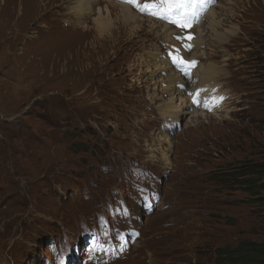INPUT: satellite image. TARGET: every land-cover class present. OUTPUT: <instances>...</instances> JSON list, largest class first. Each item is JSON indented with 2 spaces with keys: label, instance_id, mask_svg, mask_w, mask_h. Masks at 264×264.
<instances>
[{
  "label": "rangeland",
  "instance_id": "obj_1",
  "mask_svg": "<svg viewBox=\"0 0 264 264\" xmlns=\"http://www.w3.org/2000/svg\"><path fill=\"white\" fill-rule=\"evenodd\" d=\"M72 1L0 0V264H216L219 249L264 244V195L238 175L264 155V0H196L231 8L238 27L196 64L147 28L90 49L83 63L87 28ZM167 2L138 1L163 3L179 20L178 5H169L178 1ZM192 4L179 6L186 15ZM170 25L182 33L179 46L190 38ZM153 45L170 65L181 62L175 71L191 84L204 62L225 66L205 117L160 112L167 97L139 60ZM164 136L169 150L157 144ZM107 239L126 246L111 261Z\"/></svg>",
  "mask_w": 264,
  "mask_h": 264
},
{
  "label": "bare ground",
  "instance_id": "obj_2",
  "mask_svg": "<svg viewBox=\"0 0 264 264\" xmlns=\"http://www.w3.org/2000/svg\"><path fill=\"white\" fill-rule=\"evenodd\" d=\"M99 1L100 0L72 1L74 4L71 6V13H74V15L78 17L77 25L87 28V30L84 31L86 36L84 43L82 42L81 44V41L79 42L81 44L80 46H82L80 59L83 63L88 58L87 53L90 49L91 51H96L100 49V47L106 46V42H112L118 39L121 34L132 39V37H135L139 32L143 31V28H147L148 33L155 35L156 39L162 42L164 46L167 45L169 48L172 46L177 47L175 51L176 54L178 52V55L187 62H195L199 61V59L202 61L205 58H209L211 55L208 51H211L213 54L215 52L213 50L215 47L210 49L211 44L213 45V41L216 40L220 45H223L227 43L229 38L236 36L238 31V27L234 26L231 22V19L234 17L231 8L228 9V7L223 6L224 4H217L215 1H213L212 4L210 2H195L191 6V11L187 13L185 17H182L179 22L182 29L190 32V38L185 35L182 36L183 44L179 46L176 40L179 34L181 35L182 33L177 32L178 30L174 29L169 22L157 20L152 17H144L140 13L134 11L131 6L123 3L108 1V5L98 7ZM228 10L230 11L228 12ZM92 14H94L93 17H91ZM89 20L92 21L93 27L91 26V30L95 33V38L92 41L86 42L88 38L87 32L90 29V26L88 27L86 24ZM72 21L73 20H71V22ZM71 22L69 24H75ZM225 24L226 26L232 25V27L223 32V30H225ZM186 39H189V41H186ZM191 45L194 50L189 53L188 46ZM157 47L159 46L153 45L152 49H150V47L143 49V52L150 57L146 58L145 55H142L139 60L141 59L142 62L140 66L143 65L146 67V71L151 73L150 76L157 90L167 97L165 100L164 97H162V105L158 108L160 112L165 115L169 113L175 116L174 118H178L179 115L189 113L190 110L196 109L193 111L195 116L205 117L206 114L203 107L211 109L214 103L219 100V98L212 97L219 93L217 83L221 74L220 72L222 71L220 67L225 66L219 65V67L215 62L207 59L209 63H201L200 69L193 74V84H191V80H187L186 77H183L182 74L176 72L175 69L171 67L169 62L162 57ZM216 52L218 53V51ZM213 56L214 55H212V57ZM224 56V60L227 61L229 59L228 53L225 52ZM151 68H154V70H151ZM197 87H201L202 89L200 91L202 92L198 95L199 97H197V99L200 100L199 106H194L195 104H192V99L195 96L193 92L198 90ZM183 88H185V90H183ZM214 90L216 91L215 93H213ZM89 93L90 92L86 90L84 94ZM206 97L211 98L207 99ZM155 99H157L156 96ZM163 139L164 140L158 138L157 144L159 146L167 145V150L171 149V139L168 136H164ZM169 156L170 153H165V156H163L166 164L169 163Z\"/></svg>",
  "mask_w": 264,
  "mask_h": 264
},
{
  "label": "trees",
  "instance_id": "obj_3",
  "mask_svg": "<svg viewBox=\"0 0 264 264\" xmlns=\"http://www.w3.org/2000/svg\"><path fill=\"white\" fill-rule=\"evenodd\" d=\"M240 174L243 175L241 177L245 188L251 190L254 196L264 195V155L259 163L244 162L239 169L238 175ZM261 199L264 201V198ZM215 262L216 264H264V244L244 241L234 249H219L216 252Z\"/></svg>",
  "mask_w": 264,
  "mask_h": 264
},
{
  "label": "snow or ice",
  "instance_id": "obj_4",
  "mask_svg": "<svg viewBox=\"0 0 264 264\" xmlns=\"http://www.w3.org/2000/svg\"><path fill=\"white\" fill-rule=\"evenodd\" d=\"M124 2L125 3H130V4H133V5H135V6H137V7H139V3H138V0H124ZM165 2H167V0H165ZM196 2V0H191V3H195ZM147 5L145 6V8L144 9H142V10H147ZM166 11L168 10V9H165ZM149 14H152V15H156V13L155 12H151V13H149ZM174 23H178V21H173ZM181 26H183V25H181ZM192 63H194V62H192Z\"/></svg>",
  "mask_w": 264,
  "mask_h": 264
}]
</instances>
